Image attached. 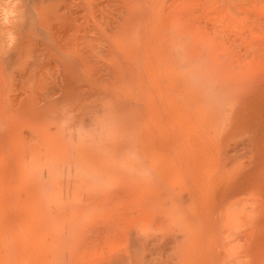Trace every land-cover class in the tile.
<instances>
[{
	"label": "bare ground",
	"instance_id": "bare-ground-1",
	"mask_svg": "<svg viewBox=\"0 0 264 264\" xmlns=\"http://www.w3.org/2000/svg\"><path fill=\"white\" fill-rule=\"evenodd\" d=\"M0 264H264V0H0Z\"/></svg>",
	"mask_w": 264,
	"mask_h": 264
}]
</instances>
